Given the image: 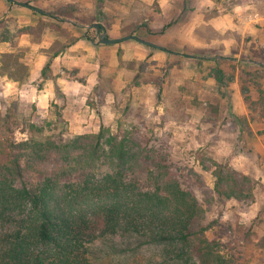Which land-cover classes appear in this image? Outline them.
<instances>
[{
	"label": "trees",
	"instance_id": "16d2710c",
	"mask_svg": "<svg viewBox=\"0 0 264 264\" xmlns=\"http://www.w3.org/2000/svg\"><path fill=\"white\" fill-rule=\"evenodd\" d=\"M109 2L96 0L95 15L85 23L105 27ZM22 6L31 7L29 2ZM40 14L58 22V17L82 21L66 9ZM54 26L71 37L63 50L74 38L64 27ZM32 32V26L0 18V44L9 48ZM53 59L45 65L43 79ZM188 61L205 74L204 80L213 79L224 89L230 86L232 79L222 68L204 64L205 59ZM252 61L264 62V55ZM243 73L248 80L264 79V72ZM255 83L264 100L262 85ZM56 90L59 95L58 85ZM177 91H182L177 110L165 107L163 115L156 112L152 119L125 118L133 108L128 104L117 133L102 124L98 133L76 135L62 108L58 122L63 126L51 135L16 114L13 105L6 115L0 113V264H103L108 256L129 264L146 250H152L147 264H241L235 254H223L225 232L215 229L228 202L247 210L257 182L213 161L211 167L202 164L215 178L210 189L189 162L175 156L165 128L169 114L177 118L185 112V87ZM16 130L29 138L16 141Z\"/></svg>",
	"mask_w": 264,
	"mask_h": 264
},
{
	"label": "rangeland",
	"instance_id": "374dc122",
	"mask_svg": "<svg viewBox=\"0 0 264 264\" xmlns=\"http://www.w3.org/2000/svg\"><path fill=\"white\" fill-rule=\"evenodd\" d=\"M15 1L29 2L31 7L24 8L18 3L11 5L8 0H0V18H13L20 27L32 26L33 32L27 41L29 47L17 45L7 48L5 43L0 44V73L2 75L7 73L14 79H25L31 69L25 62L35 59L43 51L48 52L45 48L32 49V45L44 46L49 40H54L53 51H58L70 41L69 35L54 26L66 25L42 16L41 11L52 14L55 10L66 9L83 21V23L77 21L78 23L85 26L93 25L85 22L95 15L96 0ZM148 1L150 0H110L111 7L107 8L109 16L103 20L109 36H122L143 21ZM183 1L186 3L187 0ZM192 1L207 3L209 0ZM212 1L216 3L217 14L231 13L233 28L215 36L210 31L206 32L208 39H217L215 50L198 49L188 45L179 49L174 45H168L167 47L173 52L176 51L178 55H169L160 75H148L145 79L164 89L163 98L160 99V94L158 96V107L150 116H146L140 107L128 103L133 108L125 118L136 120L140 115L152 119L156 112L163 115L165 107L176 111L178 106L176 100L182 93L177 91V87H185L182 97L185 112L177 115V118L175 114H169L165 128L172 136L174 154L177 158L189 162L210 189L214 187L215 178L210 171L204 170L202 164L211 167L213 161L228 165L257 182L255 200L248 204L247 210H242L236 201L228 202L221 218L222 227H217L215 232H225L223 254H235L241 264H264V100L255 83L259 82L264 90V79L248 80L243 73L264 72V62L252 61L262 59L264 55V23L259 22L261 16H264V0ZM154 5L158 6L157 0ZM133 8L137 16L132 13ZM138 11H142L143 14L140 16ZM141 18L143 19L137 20ZM118 19H122V23L125 24L120 27L117 24ZM85 32L96 40H99L102 34V31L99 30L98 33L96 28H86ZM197 55L222 57L205 60L204 64L220 67L226 72L232 79L227 89L214 86L212 80H204L205 74L198 72L188 61V58ZM143 65L145 69V65L149 64ZM262 75L264 76V73ZM234 85L237 86V90L239 88V97L235 96L237 90ZM244 87L247 88L246 95L243 92ZM246 96L249 98L248 101L245 99ZM12 105L13 108L16 107V114L22 113L33 123L45 128L47 135L60 132L63 126L58 122V114L62 107L53 104L50 114L41 117L37 107L34 111L35 104L31 100L22 101L17 95L3 94L0 89V113L6 115ZM124 109L125 107L119 109V116L114 121L104 123L115 133L118 132V122L124 118ZM13 137L18 142L29 138L28 134L21 130H16ZM212 235L213 233H209L210 237ZM151 252L152 250H146L141 258L129 264H147ZM120 260L119 256H108L104 258L103 264H128Z\"/></svg>",
	"mask_w": 264,
	"mask_h": 264
},
{
	"label": "crops",
	"instance_id": "0c3cea01",
	"mask_svg": "<svg viewBox=\"0 0 264 264\" xmlns=\"http://www.w3.org/2000/svg\"><path fill=\"white\" fill-rule=\"evenodd\" d=\"M155 1L147 2L144 20L122 36H109L106 29L107 37L117 40L132 35L131 32L135 30L134 36L152 43V46L133 39L115 44H100V38L97 41L94 38L87 40L85 25L58 17L59 22L66 25L62 27L70 32L74 42L59 50L58 54L57 50L53 51L54 40H49L44 46L32 45V49L45 48L48 52L43 51L35 59L25 62L31 69L23 80L0 73L1 91L6 95H17L22 101L31 100L41 117L50 114L53 104L62 107L64 119L69 123L70 131L76 135L98 133L102 122L114 121L119 116V109L128 103L140 107L144 115L150 116L158 107L160 87L145 79L148 75H160L169 55H178L167 46L174 45L183 49L188 45L215 50L218 41L208 39L206 32L210 31L215 36L233 28L231 13L217 14L216 3L212 0L207 3L157 0L158 6L154 5ZM141 12L138 11L140 16L143 14ZM132 13L137 16L136 10ZM122 22V19L117 20L120 27L125 24ZM259 22L264 23V16H261ZM29 39L30 34L22 35L18 45L29 47ZM6 47H9L8 44ZM52 57L54 59L49 76L43 79L42 71ZM191 57L222 59L218 55ZM144 63L149 65L141 70ZM210 80L216 86V82ZM56 85L59 87V95ZM233 87L237 90V86ZM239 92L238 88L235 96L239 97Z\"/></svg>",
	"mask_w": 264,
	"mask_h": 264
},
{
	"label": "water",
	"instance_id": "95a60500",
	"mask_svg": "<svg viewBox=\"0 0 264 264\" xmlns=\"http://www.w3.org/2000/svg\"><path fill=\"white\" fill-rule=\"evenodd\" d=\"M8 1H10L12 3H18L20 5H23V3L16 2L15 0H8ZM83 27L84 28H87V29L97 28V29L101 30L102 31V34H101L100 40L98 42L100 44H115V43H118V42H122V41H127V40H132L133 39V40H137V41H139V42H141L143 44H146V45H150V46L153 45L152 43L147 42V41L141 39L140 37L134 36V35L125 36L124 38L119 39V40H117V39H110V38L107 37L106 29L103 28V27H101L99 24H93V25H90V26H83Z\"/></svg>",
	"mask_w": 264,
	"mask_h": 264
}]
</instances>
